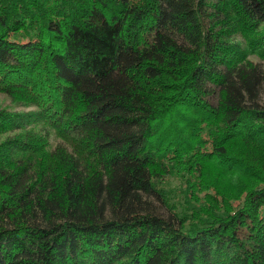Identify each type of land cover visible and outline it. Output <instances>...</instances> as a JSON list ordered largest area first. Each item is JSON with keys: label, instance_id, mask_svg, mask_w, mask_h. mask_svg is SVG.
<instances>
[{"label": "trees", "instance_id": "1", "mask_svg": "<svg viewBox=\"0 0 264 264\" xmlns=\"http://www.w3.org/2000/svg\"><path fill=\"white\" fill-rule=\"evenodd\" d=\"M253 57L264 0H0V264H264Z\"/></svg>", "mask_w": 264, "mask_h": 264}, {"label": "rangeland", "instance_id": "2", "mask_svg": "<svg viewBox=\"0 0 264 264\" xmlns=\"http://www.w3.org/2000/svg\"><path fill=\"white\" fill-rule=\"evenodd\" d=\"M253 58H255V60L259 61L262 64V66L264 67V60H261V59H259L257 57H253ZM261 101L264 104V92L262 93ZM10 106H11V102L8 99V97H5L4 95L0 94V107H7L8 108ZM19 109L20 108H17V110H19Z\"/></svg>", "mask_w": 264, "mask_h": 264}]
</instances>
